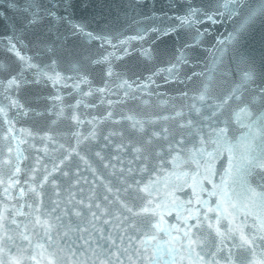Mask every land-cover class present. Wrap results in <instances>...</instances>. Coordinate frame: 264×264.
<instances>
[{
    "label": "snow or ice",
    "instance_id": "6c2138e0",
    "mask_svg": "<svg viewBox=\"0 0 264 264\" xmlns=\"http://www.w3.org/2000/svg\"><path fill=\"white\" fill-rule=\"evenodd\" d=\"M0 264H264V0H0Z\"/></svg>",
    "mask_w": 264,
    "mask_h": 264
}]
</instances>
